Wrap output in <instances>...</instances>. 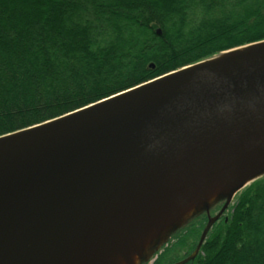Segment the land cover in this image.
<instances>
[{
    "label": "water",
    "instance_id": "95a60500",
    "mask_svg": "<svg viewBox=\"0 0 264 264\" xmlns=\"http://www.w3.org/2000/svg\"><path fill=\"white\" fill-rule=\"evenodd\" d=\"M263 175L260 40L1 135L0 264H143L224 199L183 264Z\"/></svg>",
    "mask_w": 264,
    "mask_h": 264
},
{
    "label": "trees",
    "instance_id": "16d2710c",
    "mask_svg": "<svg viewBox=\"0 0 264 264\" xmlns=\"http://www.w3.org/2000/svg\"><path fill=\"white\" fill-rule=\"evenodd\" d=\"M260 40L264 0H0V136ZM223 203L172 231L151 264L188 257ZM183 264H264V175Z\"/></svg>",
    "mask_w": 264,
    "mask_h": 264
},
{
    "label": "rangeland",
    "instance_id": "374dc122",
    "mask_svg": "<svg viewBox=\"0 0 264 264\" xmlns=\"http://www.w3.org/2000/svg\"><path fill=\"white\" fill-rule=\"evenodd\" d=\"M154 250H155V247H153V243L152 242L146 246V248L144 249V252H143L145 257H146V259L152 258V256L154 255ZM181 253H182V251H181ZM148 264H151L150 260H149Z\"/></svg>",
    "mask_w": 264,
    "mask_h": 264
},
{
    "label": "bare ground",
    "instance_id": "6f19581e",
    "mask_svg": "<svg viewBox=\"0 0 264 264\" xmlns=\"http://www.w3.org/2000/svg\"><path fill=\"white\" fill-rule=\"evenodd\" d=\"M188 212H189V210H183L182 215H184V214L186 215ZM146 237H147V235H146ZM149 237H150V235L147 238H149ZM133 260H134V262L136 261L135 257H133Z\"/></svg>",
    "mask_w": 264,
    "mask_h": 264
}]
</instances>
